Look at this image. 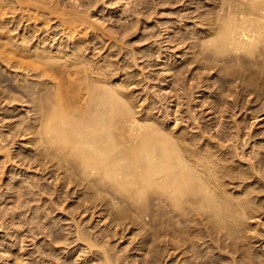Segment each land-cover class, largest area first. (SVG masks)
I'll use <instances>...</instances> for the list:
<instances>
[{
  "label": "rangeland",
  "instance_id": "374dc122",
  "mask_svg": "<svg viewBox=\"0 0 264 264\" xmlns=\"http://www.w3.org/2000/svg\"><path fill=\"white\" fill-rule=\"evenodd\" d=\"M219 1L150 0L149 2V0H96L98 7H95L97 3L94 1L93 4H91L92 2L90 4L86 3L87 9L85 11L90 8L89 6L93 5L87 11L88 14L84 12L87 16L86 19L84 14L77 13L78 15H83L84 20H87L86 22L91 21V27L88 23V26H75L72 28L73 30L67 27L71 32L66 29L65 33H62L63 28L57 26L58 30L61 27L59 31L57 30L61 35L60 37L59 34L57 36L59 39L63 36L62 43H57L58 37H56V41H50L45 51L49 50L46 53L52 58H57L58 62L61 60V62L65 61L64 58L67 59V56H72L73 53L76 55L79 53L76 56V61H79L80 66H77L78 68H85V71L83 72L82 70L81 75L79 74L81 78L79 81L82 80L81 82L84 81V78L89 82L90 79L96 81L95 78L99 77L96 75V68H94V73L92 67H100L102 70L106 69L104 70L105 74L108 72L104 77L109 80V83L107 82L106 84H109V86L114 84L113 87L119 84L120 86L118 85L117 87L120 88V91L122 90L123 92V89L125 92L127 91L126 95L128 97L125 96L124 92L122 94L127 99V102L131 100L130 106L131 103L132 105L134 104L132 107L137 112L135 116L142 126L148 125L147 127L145 126L147 129L152 124L153 127H159V129L154 128L158 130L155 133L159 134L164 130L163 134L165 133L167 136L168 133H170V137L176 135L177 137L174 140L176 139L175 142L180 143L181 147L186 144L187 140L196 138L198 141L195 140V143L193 140V142L197 144V147H195V144V148L189 146L192 145L189 141L186 144L188 148L191 147L190 150L194 148L193 152L191 151V155L193 153L199 155L206 151L204 153L206 155L208 153L209 155L215 154L220 160L224 158L223 161L219 162L224 169L220 168V164L217 165L218 169L216 172L223 171H221L222 175L221 173L219 174L221 176L217 175L218 180H221V177L224 178H222V182L219 181L220 185L218 184L216 193H219L220 188L224 187L220 192L222 193L226 190L222 193L223 196L224 193L226 195V202L231 200L227 195L231 196V206L236 205V200L239 199L238 203L243 201L242 203L246 205V208L250 207L247 210L242 208V210H246V212L245 210L243 211L245 212L244 214L247 213L248 215L243 218L241 213H239L241 216L237 218L238 224L236 226L235 223L234 232L231 230V235H223L224 231L225 233L227 231L218 226L217 229L212 221L210 222V220L205 218L202 219L203 222H199L202 221L199 218V214L196 215V211H201L199 202H197V205L196 202H192L194 203L192 205L191 203L186 204V208L183 206L188 211V216L181 218L178 214H175L179 208H170L171 206L169 207L165 202L162 203L163 201L161 200L159 203L156 194L159 195L160 193L158 194V192L160 191L157 190L156 192V189L155 192L153 191L154 189L149 192L148 188L147 191H143V195L145 192V195H147L146 197L142 195L144 202L141 199L139 202L131 200L133 204L132 202L130 204V199H128L129 203H126L125 198V203L124 200H121V204H118V202L116 203L118 205H114L113 203L115 202L109 200V192L105 194L103 191L105 196L101 194L100 198L103 199L101 201L98 198V201H101L98 202L96 198L99 196L98 193L101 192H96L95 195L93 189V191L89 189L92 191L90 192L87 188V191L85 186V188L80 186L82 189L74 185L59 187L58 178L61 174L50 169L46 171L43 169L44 171H42L39 167L41 162L35 161L34 137L29 131L28 134L21 136V139L14 138L11 141L12 138L9 136L7 141L3 138H6L9 134L10 128L12 132L13 130L17 131L21 127H26V125L28 127L33 119L34 115L29 100L32 97H27L28 100L26 101V97L23 94H19L21 103L19 102L14 110L15 112L10 106H3L4 103L0 107L2 109H0V138L4 139V143H2L3 141L0 143V264H264V61H254L253 58L245 56L247 60L243 57L246 61L243 60L242 66L239 63L228 65L224 62L222 63L221 59L214 60V57H212L213 61H210V58H207V60L203 57V59L200 58L199 60L197 58L198 60H196L195 55L198 53H195L194 41L197 39H194L201 37L199 34L201 31L203 33L207 27L203 17L209 14L215 2L218 3ZM65 2L70 5L72 0H65ZM84 4L82 9H80L81 6L77 7V9H80H78L80 13L84 11ZM70 9L72 8L70 7ZM77 9H75V12H78ZM130 10L133 12H131L132 14ZM200 13L205 15L201 17ZM53 21L55 22V19ZM53 21L50 26L49 24L45 26L46 28L49 27L51 31H56L54 27L56 25H54ZM83 26H86V28H82ZM53 27L55 30H52ZM24 29L25 26L18 31L16 30V32H19V35H23L25 33ZM44 33L46 35V32L41 35L44 36ZM202 33L200 35H203ZM181 36H184V38L182 39ZM73 42L77 46H74ZM80 45L81 48L83 47L82 49L79 48ZM4 47L6 48L7 46ZM4 47L2 46V48ZM75 47H78L79 51L77 49L76 51ZM33 48L35 49V47ZM34 49H31L30 52ZM193 60L198 62L195 63ZM1 63L4 65L5 63L0 62V73H5L4 77L3 74H0V87L1 89L3 87L2 90H4V86L5 90H7V85L11 83L24 85L26 80L31 81L30 78L35 80L33 77L28 76V78L24 75L27 70L23 72L21 69L20 71L23 73H20V71L15 73V67L8 65L7 69V64L4 66ZM203 65H208L209 67H203ZM84 66H88L90 70ZM70 71L73 72L74 70L71 69ZM104 71H101V73L104 74ZM200 71L202 72L200 73ZM216 72H219L218 75L220 76H217ZM14 73L17 75L23 74L25 77L23 75L17 76ZM28 73L31 74L30 72ZM108 73L111 75L109 76ZM71 74L65 75V78L67 76L65 80L68 82L71 80L69 83H77L78 81L73 78V73ZM5 76L11 79L8 80ZM71 76L72 79L70 78ZM2 78H6L7 82L5 81L6 79L2 81ZM45 79L43 78L42 81ZM190 88L193 89L191 90ZM24 89L21 88L19 90L24 91ZM75 90L77 92V89ZM129 90L131 92H128ZM8 91L10 95L14 93V91ZM232 101H234V104H232ZM3 107L7 108L4 109ZM5 110L10 111L8 113ZM3 114H6L5 116L7 117H4ZM254 116L257 118H252ZM18 126L20 127L18 128ZM196 128L199 129L197 130ZM150 129L153 130L152 127ZM14 131L13 133H15ZM162 135L158 136L161 137ZM165 135L163 137L167 138ZM190 135L191 137L188 139ZM237 135L239 137H236ZM169 136L168 138H170ZM179 140H182V142H179ZM184 140L186 142H183ZM219 141L221 142L220 145H218ZM215 143L218 145V149L217 151L216 149H211L210 151L214 152L211 153L208 146ZM196 148L197 150L202 148L204 151L201 150V152L199 150L200 152L197 154ZM218 150L222 152H218ZM259 158L262 160L263 166L258 165ZM120 161L122 162V160ZM227 161H229V165ZM222 162L228 165L227 167L225 166L226 169ZM257 167L258 169L255 170L258 171L253 173L254 168ZM226 170L229 171L228 180L224 174ZM254 175H258V178L253 177ZM250 176L253 178H250ZM221 185L223 186L221 187ZM243 191L246 193L244 192L243 194ZM91 193H94L93 199L91 197L89 199V195L92 196ZM60 195L61 197H59ZM152 196L154 197L152 198ZM52 197L53 199H51ZM104 197H106V200ZM153 200L155 205H153ZM195 205L199 208L197 209ZM237 205L239 206V204ZM237 205L233 207L236 208L238 207ZM137 206H139V209ZM144 207L146 208L145 210H143ZM192 208L194 210L191 213L189 209ZM170 209L173 211H170ZM143 218L145 219L143 220ZM197 218H199V221Z\"/></svg>",
  "mask_w": 264,
  "mask_h": 264
},
{
  "label": "bare ground",
  "instance_id": "6f19581e",
  "mask_svg": "<svg viewBox=\"0 0 264 264\" xmlns=\"http://www.w3.org/2000/svg\"><path fill=\"white\" fill-rule=\"evenodd\" d=\"M64 1L65 0H0V47H1V49H0V62H4L5 65L3 63H1L4 66H6V64H7V67H6L7 69H8V65H10V67H15L14 68L15 73L20 71L21 69L23 70V72H24V70H27L24 72V73H26L24 75H26L27 77L28 76L33 77L35 79V80H33L32 78H30L31 81L26 80L25 81L26 84L23 81L24 85H16V84L14 85V83L13 84L11 83V84L7 85L9 88L8 89L6 87L7 90H5V86H4L5 91L2 90L3 87H2V89L0 87V89H1L0 90V107L2 106V103H4L3 106H10V108H12V110L14 111L16 109V107L18 106L19 102L21 103V98L19 96L23 94L26 97V101L28 100L27 97H29V96L32 97V98H29V100L31 103V108H32L31 110L33 111V115H34L32 121L30 122V125H28V127H27V125H26V127L24 126L21 128H19L20 126H18L19 129L17 131L13 130L15 133H13V131L11 132V130H10L11 128H10L8 131L9 134L8 135L6 134L7 139L5 137H3V138L8 141L9 136H10L12 138V140L11 139L10 140L13 141L14 138L19 139L21 136L28 134V131H29V133L34 137L33 138V146L35 147L34 150L36 153V155H34V156H36L35 161L41 162V164H39V163L38 164L40 165L39 167H40V169H42V171H44V170L46 171V170L50 169V170H54L55 172L57 171L58 174H61V176L59 178L57 177L59 181L56 180L59 182L58 183L59 187H61V186L63 187L66 185H68V186L74 185L77 187H80V186L84 187L85 186L86 190H87V188H88V190L93 189L94 191L93 190L92 191L95 192V195H96V192L97 193L101 192V193H98L99 196H97L96 201H98L99 200L98 198H100L103 195V191L105 192V194H106V192H109V196H110L109 200L111 202H115V203H113L114 205L118 202H119L118 204H121L122 203V202L120 203L121 200L122 201L124 200V203L126 201H127L126 203H129L128 199H130L129 200L130 204L132 201H134V202L138 201L139 202V201L143 200L144 196L145 197L147 196V195H145L146 192L143 195V191H147L149 189L148 191L150 192V191H152V189H154L153 191L155 192V189H156V192H157V190L160 191V192H158V194L160 193L159 195L156 194V197L159 200V203L161 201H163L162 203L165 202L166 205H169V207L171 206L170 208L175 207V208L181 209V210L178 209L175 212V214H178V216H180L181 218L186 217V215L188 214V211L186 209H184L183 206L185 207L186 204L188 205L190 203H191V205L194 204L192 202H196V205H197V202H199V207H200L202 213H201V211H199V212L196 211V213H197L196 215L199 214V218L201 220L206 218L207 220H210V222L212 221L215 224L217 229H218V227L225 229L227 232L225 233V231H224L223 235H231L232 234L231 230H232V232H234L233 228L235 226V223H236V226L238 224V222H237L238 216L242 215V217L244 218V217H246V215H248L247 213L244 214L248 207L246 208V205L244 203H242L243 201L241 203H238L239 199L236 200V203L239 204V206L236 204L238 207H236V208L233 207L236 205L231 206L232 204H230V202H231L232 198H231V196H228V195H227V197H230L231 200L229 199L230 201L226 202V200H225L226 195H225V193H224V196L222 194L226 190L223 191L222 193L220 192L221 189L224 188V187H222L223 185H221L222 188L219 187L220 188L219 193H216V190L218 189L217 187L220 185L219 181L222 182V178H224V177H221V178L219 177L221 180H218V176H221L223 173H221L222 170L219 173L216 172V170L218 169L217 165H219L220 164L219 162L223 161L224 158L223 159L221 158L222 160H220V158H217L218 156H215V154L209 155V153H208L206 155V154H204L206 151L199 154V155H196L195 153H193L195 155L192 156L193 154L191 155V151L195 147H197L196 146L197 144H195V143L198 140H196V138L193 139V137H192V139L194 140L195 143L193 142V140H187V142L189 141L190 143H192V145H189V146L194 147V144H195V147L192 150H190L191 147L188 148V146L186 145L187 142L185 140L183 142H186V144H185L186 147H184L185 146L184 144H183L184 146L181 147L180 143L175 142L176 139L174 140V138L177 136L174 134H173L174 137L172 136L173 137V139H172V137L169 136L170 133H168V136L170 138H168V136L165 135V133L163 134L164 130L162 131L160 129L162 131V133L158 134L157 133L158 130H155V129H159V127L158 128L153 127L152 124H151V127L153 130L150 129L151 127L150 128L148 127L146 129L145 126L147 127L148 125H143L144 126L143 127L142 124H140V121L137 120L138 118L135 116V114L137 112L132 107L134 104L132 105V103H131V106H130L131 100L128 101L129 104L126 101L127 99L125 98V96H127L126 95L127 91L125 92V90L123 88H121V89H123V92L125 94V96H124L122 94L123 93L122 90L120 91V88L117 87L119 84H117L116 87H113L114 84H113V86H109V84H106L109 81V80H107L108 78L105 79V77H104L108 72L107 71L105 74L104 70H106V69L102 70L100 67H92L94 70V73H95L94 68H96V71H97L96 75L99 76L97 79L95 78L96 81H93V79L92 80L90 79L89 82H87L86 78H84L83 82H81L82 80L79 81L81 79L80 78L81 72H82V70L84 72L85 68H82V67L78 68V66H77V65H79V63H78L79 61L78 62L76 61L77 60L76 56L79 54L78 52H77L78 54L76 55L75 53H73L74 52L73 51L72 56H67L68 58L67 59L64 58L65 61H63V62H61L62 60L60 62H58L59 60L57 58H55V57L52 58V56H50L48 53H46V51H49V50L45 51L49 42L54 41V40L56 41V37H58L57 35L59 34L58 31L61 29V27L63 28L62 29V33H63L67 29V27H70L69 29H72L73 27H75V26L78 27L79 25H81V26L82 25H86V26L90 25L91 21L86 22L87 20L86 21L84 20L83 15H78L77 13H79V14H84V12L86 13L91 8V6H93V5L89 6L90 8L87 11H85V9H87V6H85V5H87L86 3L90 4V2H92L91 4H93L94 2H96V0H72V3L70 5L68 3L69 1L65 2V3H64ZM97 1H100V0H97ZM149 2H150V0H149ZM164 3H162V4H164ZM83 4H84V7H83L84 11L82 10L83 13H80V11H78L79 8L77 9V7L81 6L80 9H82ZM215 4L213 6V9L211 11H209L210 13L207 11V13H209V14L206 13L207 15H205V14L202 15L200 13L201 17L205 15L203 17L204 18L203 21L204 20L206 21L205 24L207 27L205 26L206 28L204 29L203 33L201 31V33L203 35H200L201 33L199 34V36H201V37L198 38L195 35L197 37L194 39V40L197 39L196 41H194L195 42L194 46L196 47L195 53H198L196 55L200 56V57H198L195 55L196 60H198V59L200 60V58L203 57L205 59L210 58V61H213L212 57H214V60L217 61V60L221 59L220 61H222V63L224 62L225 64L229 65V64H238V63L241 64L244 62L243 60L246 59L245 56H247L249 58H253L254 61H260V60L264 61V0H220L218 3L215 2ZM96 5H95V7H98V3ZM70 7L72 9H70ZM133 8H131V9L134 10ZM75 9H77L78 12H75L76 11ZM155 9H157V8L155 7ZM131 12L132 11L130 10V13ZM87 14H88V12H87ZM84 16L86 19L87 16L85 14H84ZM184 16H187V15H184ZM64 17H66V18H64ZM54 19H55V22L53 21ZM56 19H58V20L56 21ZM179 20H181V19H179ZM52 21H53L54 25H56V26H54L55 28L57 26H61L59 28V30L56 28V31H51V29L49 27L46 28V26H48V24L50 26ZM203 21H201V22H203ZM87 23H88V25H87ZM23 26H25V29H24L25 33L23 35H19V32H16V30L18 31ZM44 26L46 29L43 28ZM86 26L85 27L83 26L82 28H86ZM54 27L52 30H55ZM90 27H91V25H90ZM48 28H49V30H48ZM92 28H93V25H92ZM94 28H96V27H94ZM69 29H67V31L71 32V31H69ZM74 29H76V28H74ZM12 32H15L16 34L15 33L12 34ZM38 32H39V34H37ZM43 32H46V35L44 33V36H42L41 34ZM66 34L69 35L68 33H66ZM60 35L61 34H59V37H60ZM184 36H181L182 39L184 38ZM59 37L57 38V43H62L63 36L61 39H59ZM71 38H73V37H71ZM191 38H193V37H191ZM64 39H66V38H64ZM65 41H68V40H65ZM46 42H48V43L46 44ZM55 43H52V44H55ZM93 44H95V43H93ZM41 45H43V46L41 47ZM75 45L76 44L74 43V46ZM2 46L3 47L7 46L8 48L7 47L2 48ZM57 46H59V45H57ZM33 47H35V49ZM77 48L75 47V50ZM79 48H81V45ZM31 49H34V50L32 52H30ZM77 50L79 51V49H77ZM54 56L57 57L58 55H54ZM69 57H72V58H69ZM243 57H245V59ZM81 58H79V59H81ZM216 58H218V59H216ZM82 59L84 60V58H82ZM253 59H251V60H253ZM196 60H193V61L195 63H197L198 61H196ZM90 62H91V60H90ZM87 63H89V62H87ZM190 63H191V61H190ZM199 63H201V62L199 61ZM83 64L85 65V63H83ZM81 65H82V63H81ZM208 65H203V67L204 66L209 67ZM221 65H223V64H221ZM242 66H241V68H242ZM261 66H258V67H261ZM84 67H86V66H84ZM207 67H205V68H207ZM220 67H222V66H220ZM226 67H227V65H226ZM233 67H234V65H233ZM86 68H88V66ZM92 68H91V71L93 72ZM236 68H238V67H236ZM16 69H17V71H16ZM71 69H73L74 71L71 72L70 71ZM107 70H108V68H107ZM101 71H104V74H102ZM222 71H220V72H222ZM3 72H5V71H3ZM23 72L20 71V73H23ZM27 72H30L31 74H29V73L27 74ZM88 72H90V71H88ZM201 72L202 71H200V73ZM71 73H73L74 80L78 81L77 83H75V82L69 83L71 81L70 78L72 79V76L69 78V80H70L69 82L67 80H65V79H67V76L65 78V75H70ZM85 73H87V72H85ZM110 73H108L109 76L111 75ZM216 73H217L216 74L217 76H220V75H218L219 72H216ZM4 74H3V77H4ZM15 75H17V74H15ZM21 75H23V74H21ZM21 75H17V76H21ZM85 76L88 77L86 74H85ZM5 77L7 78L8 76H5ZM6 78H2L3 80L2 79L1 80L4 81ZM28 78H26V79H28ZM41 78L42 79L46 78L47 81H45L46 79L44 81H42ZM111 78H112V76H111ZM7 79L9 80L11 78H7ZM7 79L5 80L6 82H7ZM24 80H25V78H24ZM8 82L10 83V81H8ZM219 84H221V83H219ZM252 84H253V82H252ZM122 87H123V85H122ZM18 88L19 89L25 88V89H24V91L23 90L20 91ZM75 89H77V92ZM8 90H10V92L14 91V93H13L14 95L12 93L10 95L8 93L9 92ZM83 91H85V92H83ZM15 92H16V95H15ZM17 92H18V94H17ZM128 92H131V91L129 90ZM236 92H238V91H236ZM179 102H181V101H179ZM233 102L234 101H232V104H234ZM239 103H240V101H239ZM10 104H12V105H10ZM178 105H177V107H178ZM228 105H230V104L228 103ZM237 105H239V104H237ZM6 108L7 107H5L4 109H6ZM227 109H230V108H227ZM5 111L7 112L8 110H5ZM9 111H8V113H9ZM176 114H178V113H176ZM5 115H4V117H7ZM14 115H15V113H14ZM190 115H191V113H190ZM255 116L252 118H254V119L257 118ZM0 120H1V118H0ZM0 123H1V121H0ZM149 129H150V131H149ZM15 130H16V128H15ZM201 130H203V129H201ZM26 131H27V133H26ZM155 131H157L156 133L158 135L163 134L167 138L163 137V135L161 137L158 136L155 133ZM233 131H235V130H233ZM238 131H239V129H238ZM182 135H183V133H182ZM208 135H207V137H208ZM190 137H191V135L188 137V139ZM200 137H197V138H200ZM236 137H239V136L237 135ZM3 138L2 139L0 138V143L2 141H3L2 143H4ZM202 138H203V136H202ZM182 139H184V138L182 137ZM216 140H218V139L216 138ZM233 140H235V139H233ZM180 141L182 142V140H179V142ZM199 141H202V140H199ZM14 142H16V140H14ZM241 142H242V139H241ZM190 143H188V144H190ZM210 143H211V140H210ZM210 143H208V144H210ZM208 144H205V145H208ZM220 144H221V142L219 141L218 145H220ZM218 145H216V143L211 144L210 146H208L210 148L209 151L211 149H216V151H217ZM219 148H220V146H219ZM195 150H197V148ZM199 150H200V148L196 151L197 154H198V152H200L202 150V148L200 151ZM221 150H218V152ZM202 151H204V149ZM210 152L214 153L212 151H210ZM7 156H9V155H7ZM227 156H229V155H227ZM236 156H238V155L236 154ZM220 157H222V156H220ZM120 160H122L123 164ZM225 161H226V158H225ZM228 162L229 161H227V164H228ZM6 163H7V161H6ZM223 165H224V167L225 166L227 167L229 164L226 165L224 162ZM258 165L263 166L262 160L260 158L258 160ZM4 166H2V167H4ZM219 166L221 169L223 168V166L221 164ZM238 166H240V165H238ZM226 167H225V169H226ZM220 168H219V170H220ZM255 169H258V167L254 168L253 173L256 171ZM259 169H261V168H259ZM228 170H226L227 174L224 173L226 179L228 178L227 175L229 174ZM252 170H253V168H252ZM220 173H221V175H219ZM239 174H241V173H239ZM256 174H258V173H256ZM229 176L232 177L231 175H229ZM253 177L258 178V175H256V176L254 175ZM253 177L250 176V178H253ZM259 179H261V178H259ZM231 180H229V181H231ZM241 181H243V180H241ZM258 183H259V181H258ZM245 188H247V187H245ZM92 191H90V192H92ZM254 191H252V192H254ZM227 192H228V190H227ZM244 192L245 191H243L242 193L244 194ZM93 194H92V196L89 195V199H90V197L91 198L93 197ZM147 194H149V193H147ZM57 195H59V194H57ZM95 195H94V197H95ZM142 195H143V197H142ZM103 196H105V195H103ZM59 197H61V195ZM153 197L154 196H152V198ZM104 198L106 200V197H104ZM125 198H126V201H125ZM51 199H53V197ZM54 199H56V198H54ZM101 199H103V198H100V200ZM109 200H107V201H109ZM96 201H95V203H96ZM101 201H98V202H101ZM144 201L145 200H143V202ZM244 201H245V199H244ZM86 202H88V201H86ZM148 202H150V201H148ZM153 202H154V200H153ZM118 204H116V205H118ZM132 204H133V202H132ZM233 204H235V203H233ZM243 204H244V206H243ZM136 205H137V203H136ZM153 205H155V202ZM139 206H137L138 209H139ZM195 206H193V207H195ZM189 207H190V205H189ZM199 207L196 206L197 209ZM242 208H245L246 210L245 209L242 210ZM140 209L142 211V207ZM145 209L146 208L144 207L143 210H145ZM248 209H250V207ZM189 210H191L189 212L192 213V210H194V209L192 208ZM244 210H245V212H243ZM141 211H139V212H141ZM170 211H173V210L170 209ZM177 212H179V213H177ZM239 213H241V215ZM255 214H258V213H255ZM196 215H195V217H196ZM150 217H151V215H150ZM155 218H156V216H155ZM190 218H192V217L190 216ZM199 218H197V220ZM144 219L145 218H143V220ZM151 219H153V218H151ZM199 222H203V220L199 221ZM188 223H191V222H188ZM210 224H212V223H210ZM214 224H213V226H214ZM203 225H205V224H203ZM215 226H214V228H215ZM218 238H219V236H218ZM171 242H172V240H171ZM232 244H233V242H232ZM218 245H219V243H218ZM237 245H239V244H237Z\"/></svg>",
  "mask_w": 264,
  "mask_h": 264
}]
</instances>
